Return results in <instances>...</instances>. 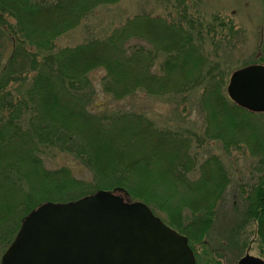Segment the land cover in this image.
I'll use <instances>...</instances> for the list:
<instances>
[{
	"label": "trees",
	"instance_id": "trees-1",
	"mask_svg": "<svg viewBox=\"0 0 264 264\" xmlns=\"http://www.w3.org/2000/svg\"><path fill=\"white\" fill-rule=\"evenodd\" d=\"M119 1L0 0V23L8 16L16 20L10 29L12 54L0 70V90L8 82L22 80L25 64L35 71L25 91L0 93V128L28 137L22 139V146L17 145V138L21 139L18 135H10L6 143L7 133L0 137L1 249L8 248L23 219L41 203L69 202L116 187L126 189V199L143 201L154 212L163 211L169 218L166 222L186 234L191 244L203 243V236L212 229L230 182L229 174H220L221 159L213 155L203 160L205 172L191 180L189 173L198 161L188 152V137L159 129L143 112L97 111L107 102H96L97 90L89 75L96 70L105 71L102 91L114 100L139 91L171 95L199 89L201 105L207 118L211 117L206 130L212 134L210 139L224 140L225 148L243 144L251 153L264 156V133H259L257 126L263 128V123L251 121L263 119L264 113L243 109L227 96L231 67L227 61L211 58L212 54L219 56L220 50L226 55L227 47L234 46L233 31L224 34L207 22L196 26L189 9L193 0L170 3L167 18L138 13L105 38L56 48L57 39L97 7ZM259 44L254 63H264V35ZM27 46L35 51L27 50ZM217 115L229 126L228 131L221 129ZM232 129L250 134L237 136ZM47 148L75 157L92 173L95 183L76 177L71 167L48 168L41 158ZM110 154L113 157L108 158ZM155 188L165 194L160 195ZM181 189L189 192L171 207ZM241 192H245L246 214L256 221L264 253V173L249 190L241 186ZM185 209L195 214V222H187Z\"/></svg>",
	"mask_w": 264,
	"mask_h": 264
},
{
	"label": "rangeland",
	"instance_id": "rangeland-1",
	"mask_svg": "<svg viewBox=\"0 0 264 264\" xmlns=\"http://www.w3.org/2000/svg\"><path fill=\"white\" fill-rule=\"evenodd\" d=\"M166 1H168V4ZM174 2L175 0H121L114 4L100 5L92 14L84 18L77 27L61 35L56 41V48L80 45L94 39L105 38L111 34L112 30L122 25L126 19L138 13L149 12L167 18L168 14L171 13V8H168V6ZM189 3H192L189 4V9L194 14L192 20L196 26H201L207 22L210 25L212 24L213 27L216 25L219 32L224 34L228 30L233 31L234 46L227 47L229 52L226 55L223 54L224 50H220L219 56L215 57L212 54L211 58L216 60V62L227 61L231 71L254 63L252 60H255L260 53L259 42L264 35V5L262 0H193L192 2L189 1ZM14 26H16V20L10 16L6 17L3 23H0V70L8 64L9 57L12 54L13 40L10 29H13ZM27 47V50L30 49L31 52L35 51L34 47ZM213 48L211 45L210 49ZM38 59L40 60L41 58L39 57ZM23 70L22 80L13 83L8 82L0 90V93L13 89L25 91L35 71L30 64L29 66L25 64ZM89 75L93 80V87L97 90L96 95L98 97L96 102L100 104L104 99L107 102L105 108L102 110L98 109V112L106 114L120 111L143 112L153 120L159 129H170L177 133L180 132L184 137H188L191 141V149L188 152L189 154L191 153L196 162L198 161V164L193 165V170L189 173L191 180L199 178L202 175V171L203 173L205 172L206 164L204 167L202 166L203 160L213 155L221 159L223 171L220 174L225 172L229 174L230 182L224 198L220 201L217 208L215 222L209 234L206 237L203 236V243H192L197 264H238L239 258L247 251L252 255L264 257V253L260 250V242L256 233V221L251 220L246 214L245 192L243 194L241 192V186L249 190L250 186L256 183L258 177H261L264 173V169L261 170V162H264V156L251 153L243 144H230L225 148L224 140L222 142V140L210 139L212 134L206 132V130L211 117L207 118V112L201 105L202 92L199 89L186 94L181 92L171 95H150L139 91L122 100H114L102 91V78L105 75V71L99 69ZM12 94L14 95L15 93L12 92ZM226 94L228 96L227 90ZM247 118L249 119V117ZM217 119H219L221 129L226 130L229 127L222 123L221 116L217 115ZM255 120L257 122L262 121L261 123L264 126V117L263 119L258 117V119H252L251 121L257 123ZM257 126L260 127V130L258 129L259 133H264V127ZM25 127L27 126L25 125ZM2 128H0V137L7 133V139L3 143L7 142L10 135L17 137L18 134L16 132L13 133V130L7 132V127ZM231 131L232 133H237V136L240 133H244L247 136L250 134V131L247 130L246 132L239 129H232ZM18 136L21 139L17 138V145L22 146V139L28 140V137H23L21 134ZM111 156L113 157L111 154L108 155V158ZM41 158L48 168L71 167L76 177L84 179L89 184L95 183L88 168L66 152L56 148H47L46 153H42ZM200 163L202 164L200 165ZM156 191L160 195L165 194V191L162 192L160 189H156ZM186 192L189 191L181 189L178 196L174 198V202H171V207H176ZM162 212L156 210L155 213L163 220L169 222L168 216ZM185 214L189 216H187V219L189 218L187 222L190 224L197 220L196 218L193 219L195 214L191 210L185 209L183 215L185 216ZM195 224L197 225V222ZM242 226L244 227L242 228ZM0 250L2 251L0 252L1 264V257L6 250L1 248Z\"/></svg>",
	"mask_w": 264,
	"mask_h": 264
},
{
	"label": "water",
	"instance_id": "water-1",
	"mask_svg": "<svg viewBox=\"0 0 264 264\" xmlns=\"http://www.w3.org/2000/svg\"><path fill=\"white\" fill-rule=\"evenodd\" d=\"M227 92L239 106L264 111V64L235 70ZM99 190L31 211L2 264H196L186 236L166 225L141 201ZM238 264H264L247 253Z\"/></svg>",
	"mask_w": 264,
	"mask_h": 264
}]
</instances>
